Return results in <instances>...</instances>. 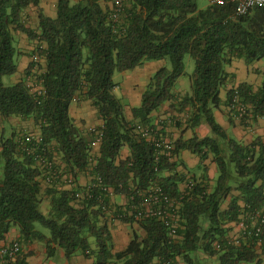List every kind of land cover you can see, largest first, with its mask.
<instances>
[{"label": "trees", "instance_id": "obj_1", "mask_svg": "<svg viewBox=\"0 0 264 264\" xmlns=\"http://www.w3.org/2000/svg\"><path fill=\"white\" fill-rule=\"evenodd\" d=\"M107 1L104 6L102 0H58L56 16L40 12L34 29L26 26L23 14L40 0H0V115L4 120L32 119L38 132L25 144L26 134L0 138V239L15 227L25 240H45L48 257L62 249L67 258L94 256V264H149L162 257L173 264H195L198 253L215 257L219 264L256 262L258 241L235 245L227 233L228 224L239 221L240 215L264 208V139L258 136L245 145L231 138L214 110L221 104L232 59L247 64L264 59V10L235 16L233 6L209 4L201 9L197 0H124V20L119 22L111 18ZM17 31L38 41L35 52L45 65L34 74L32 61L27 72L33 76L31 84L22 79L7 85L4 78L17 72L21 54ZM187 55L195 61L192 74L186 72ZM162 59L170 67L152 75L129 119L116 95L120 84L115 73ZM181 77L188 78L189 89L176 97ZM35 86L41 92L34 91ZM235 91L250 108L242 120L264 117V80L255 92L246 82L229 89L228 111ZM77 97L91 101L103 121L98 156L92 153V136L71 116ZM169 101L178 113H188L176 120L178 127L186 124L194 130L207 124L211 135L176 140L170 157L157 159V148L140 135L138 126L158 130L152 113ZM124 147L130 151L126 158L121 157ZM181 150L202 160L212 154L218 169L213 186L194 180L191 188L181 189L187 181L177 171L175 157ZM38 157L52 163V170ZM93 159L92 180L82 186L78 176ZM69 175L75 185L63 187L61 181ZM153 183L178 204L174 240L160 220L129 215ZM80 193L86 196L79 198ZM113 195H124L126 203L116 205ZM110 219L137 223L145 234L134 231L127 247L116 251ZM18 264L26 263L21 258Z\"/></svg>", "mask_w": 264, "mask_h": 264}, {"label": "crops", "instance_id": "obj_2", "mask_svg": "<svg viewBox=\"0 0 264 264\" xmlns=\"http://www.w3.org/2000/svg\"><path fill=\"white\" fill-rule=\"evenodd\" d=\"M57 2L58 0H40L38 6H32L26 9L23 14V21L26 26L36 29L39 25L40 12H43L47 16L55 17L57 13ZM15 36L21 54L18 56V70L11 76V83H17L22 79H25L28 84L32 81H30L31 75H28L27 72L30 70L29 66L33 61V59H29L30 55H28V53L32 54L36 51L35 49L38 45V41L31 40L26 34L20 31L15 32ZM164 60L165 59L145 62L143 65L131 71L121 72L123 75V81L120 84V88H122L124 98L128 101V104L125 107V112L129 119L132 118V108L141 104L142 94L145 91L148 79H150L157 70L167 65ZM42 65L44 68V61ZM35 67L36 65H34L32 72H34ZM226 71L230 74V77L227 84L222 88L221 104L214 110L217 121L227 131L231 138H234L245 145L250 144L258 136H261L264 139V117L253 119L250 115L252 119L244 121L230 115L231 113L229 114L226 107L227 92L229 89L235 88L239 84L246 82L252 86L254 92L259 90L264 80V59L256 60L247 64L244 59L234 58L231 63L227 65ZM133 76L135 79H133ZM134 86H136V90L133 89ZM188 89V78L181 77L178 80V86L175 90L176 97L183 96ZM70 113L77 126H79L86 135H88V128L90 126L95 127L103 125V121L98 116L97 109L89 100H82L79 97L75 98L70 106ZM178 115H180V117ZM183 116L184 113H178V111L172 107V101H169L158 111L152 113V123L158 127L161 135L165 136L172 142L179 139L187 141L195 134L200 138L211 135L207 124H202L194 130L186 124L182 127H178L176 125V120L182 121ZM30 131L34 132L35 135H38L37 128L32 119L24 120L18 117H11L4 120L0 115V138L2 136L9 137L13 133H19V135L31 134L28 133ZM128 156H130V151L128 147H124L121 151V157L126 158ZM175 160L178 162L177 171L187 178V181L181 184L182 190L187 187V182L189 180H198L199 182L203 181V183L205 182L210 186L214 185L218 169L212 154H209L206 159L202 160L197 154H194L189 150H181L177 154V157H175ZM205 171H207L206 173L209 177V180L207 181L205 180ZM91 177H89L88 172L80 173L78 176L79 184L85 186L87 183H90L89 180H91ZM112 200L116 205L126 203L124 195H113ZM228 204L229 199L226 200L223 208H226ZM245 216H247L248 222L251 224L252 221L249 219V214L240 215V219L246 218ZM119 222L122 225H120ZM238 223L239 222L237 221L228 224L229 230L227 237L229 238L230 243L235 245H240L251 239L244 235V232ZM110 224L112 226L116 251L124 250L131 240L134 230L136 232L140 229L137 223L128 224L121 222L119 219H112ZM123 225H125V227H123ZM140 230V234L144 235L145 232L142 229ZM46 234L48 235V233ZM13 240H19L22 243L23 250L21 258L25 260L26 264H94L95 262L94 256L87 257L82 253L67 258L62 249L58 250L52 257H48L45 240H25L21 236L19 230L15 227L6 234L5 238L0 239V244H7ZM255 249L258 254L257 261L254 263L242 264H264V242H256ZM199 257L202 260H205V258H215L204 253ZM195 263H200V260ZM215 264L219 263L215 262Z\"/></svg>", "mask_w": 264, "mask_h": 264}, {"label": "built area", "instance_id": "obj_3", "mask_svg": "<svg viewBox=\"0 0 264 264\" xmlns=\"http://www.w3.org/2000/svg\"><path fill=\"white\" fill-rule=\"evenodd\" d=\"M209 2L211 5L216 6H233L235 16L246 15L255 8L264 10V0H209ZM110 4L112 7L111 18L123 22L124 0H110ZM39 59L40 57L38 55L33 57V61L36 62L34 73L37 72V62ZM36 87L37 90L35 91L41 92L40 86ZM249 110L250 108L248 104L244 103L238 92L235 91L229 103V111L231 115L234 118L242 119L246 115H249ZM138 131L142 137L151 141L157 148V159L162 154L170 157V153L174 149V143L171 140L161 135L156 129L138 126ZM91 132L93 134L92 146H100L102 141V130L100 128H92ZM32 141V135L26 134L22 143L25 144ZM38 160L44 164L48 163V165H46L48 170H52V163L50 164V162H47L42 157H38ZM93 162L95 163V161H91V163ZM54 175L56 176V174ZM48 179H51L49 180L50 182L54 181L52 178ZM97 179L100 181L99 177H97ZM68 183H71V186L75 185L74 180L71 178H69ZM192 185L193 181L189 180L187 182V187L191 188ZM78 196L79 198H83L86 195L80 193ZM137 205L134 206V213H130L129 215H132L136 220L156 218L163 222L168 230V235L171 240L178 237L177 232L180 220L179 207L175 199L165 192L162 186L153 183L149 190L142 194V200L140 204ZM247 216L238 221V225L243 230L244 235L247 238H255L257 241L264 242V208L250 212L249 219L252 221L251 224L248 222ZM22 250V243L19 240H13L7 244H0V264H18L22 257ZM149 264H173V262L170 258L162 257L154 259Z\"/></svg>", "mask_w": 264, "mask_h": 264}, {"label": "rangeland", "instance_id": "obj_4", "mask_svg": "<svg viewBox=\"0 0 264 264\" xmlns=\"http://www.w3.org/2000/svg\"><path fill=\"white\" fill-rule=\"evenodd\" d=\"M102 3H103V5L105 6V5H108L109 4V2L107 1V0H102ZM197 3H198V6H199V8H201V9H204V8H206L209 4H210V2H209V0H197ZM21 32V31H20ZM17 44V43H16ZM18 46V45H17ZM28 55H30L29 56V59H33V57L35 56V55H37L36 54V52H34V53H32V54H30V53H28ZM32 57V58H31ZM165 62H166V64H167V66L168 67H170V63H169V61L167 62L166 60H164ZM34 63H36V62H34ZM37 67H38V69H37V72H35L34 74H38V73H40L41 71H42V68H43V60L40 58L39 59V61L37 62ZM185 64H186V72L187 73H189V74H192L193 72H194V70H195V61H194V59L190 56V55H187L186 57H185ZM33 77V76H32ZM32 77H31V79H32ZM152 77V76H151ZM151 77H150V79H151ZM114 79H115V81L117 82V83H119V84H121L122 83V81H123V75H122V73L121 72H116L115 73V75H114ZM124 79H125V76H124ZM133 79H135V77L133 76ZM141 79H142V77H141ZM143 79H144V77H143ZM147 79V78H146ZM150 79H148V83H149V81H150ZM30 80V79H29ZM28 80V81H29ZM146 81V80H145ZM4 82H5V84H7V85H10V84H12L11 83V76H6L5 78H4ZM29 83H32V82H29ZM28 83V84H29ZM148 83H147V85H148ZM147 85H146V87H147ZM136 88V86H134L133 87V89H135ZM146 89V88H145ZM34 91L35 90H37V87L35 86L34 87V89H33ZM136 90V89H135ZM116 95L119 97V98H121V100H122V102L125 104V105H127L128 104V101L124 98V95H123V91H122V88H120V86L116 89ZM179 117H180V115H178ZM185 116H187V113H185V115H184V117H183V120H184V118H185ZM100 126H95V127H89L88 128V136H92V139H93V135H90L89 134V131H91V129L92 128H99ZM28 133H31V134H34V132H32V131H30V132H28ZM35 135V134H34ZM36 136V135H35ZM92 153L94 154V156H98V154H99V146H92ZM95 158V157H94ZM94 161H95V159H93ZM94 163V162H93ZM93 163H92V165H89L88 166V170H87V172H88V175H89V177H91L92 176V173H91V168H92V166H93ZM207 171H205V174L204 175H207V173H206ZM69 178H71V179H73L70 175L69 176H65V177H63V179H62V185H63V187H67V188H72L73 186H71V183L69 184L68 183V180H69ZM74 180V179H73ZM91 180H92V177H91ZM91 180H89V182H91ZM86 185H88V183L86 184ZM83 186V185H82ZM125 199H127V198H125ZM48 202H47V200H46V198L44 199V201H43V210H44V212H47V209H49V208H47L48 207ZM121 206L122 205H124V204H120ZM122 222V221H121ZM119 224L120 225H122L120 222H119ZM139 226V225H138ZM38 227L42 230V231H44L45 233H48L49 234V230L48 229H46L45 227H43V226H41V225H38ZM123 227H125V225H123ZM140 227V226H139ZM140 229H141V227H140ZM140 229H138V233L140 234V232H141V230ZM135 231V230H134ZM141 235V234H140ZM198 255L200 256V255H202V253H198ZM199 260H200V263H195V264H215V262H217V259L216 258H205V260H202V259H200V257H199ZM176 264H186L185 262H183V260H180V261H178Z\"/></svg>", "mask_w": 264, "mask_h": 264}]
</instances>
